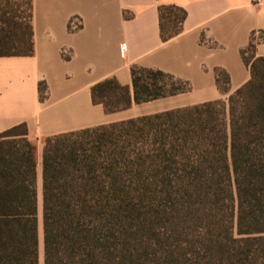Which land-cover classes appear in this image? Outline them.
I'll use <instances>...</instances> for the list:
<instances>
[{
    "label": "trees",
    "instance_id": "16d2710c",
    "mask_svg": "<svg viewBox=\"0 0 264 264\" xmlns=\"http://www.w3.org/2000/svg\"><path fill=\"white\" fill-rule=\"evenodd\" d=\"M187 10L159 6L164 41ZM32 0H0V56L34 53ZM260 39L264 41V30ZM256 31L241 56L250 78L222 98L50 135L42 151L44 264H264V56ZM92 86L107 113L192 89L132 66ZM40 99L48 96L39 83ZM37 144L26 122L0 132V264H40Z\"/></svg>",
    "mask_w": 264,
    "mask_h": 264
},
{
    "label": "crops",
    "instance_id": "0c3cea01",
    "mask_svg": "<svg viewBox=\"0 0 264 264\" xmlns=\"http://www.w3.org/2000/svg\"><path fill=\"white\" fill-rule=\"evenodd\" d=\"M34 53L0 56V132L22 122L42 157L50 135L222 98L216 67L231 91L251 76L241 56L253 31L264 56V0H32ZM184 7L183 31L164 41L159 6ZM157 68L192 89L107 113L91 89L106 78L133 83L132 66ZM48 96L40 99L39 83Z\"/></svg>",
    "mask_w": 264,
    "mask_h": 264
},
{
    "label": "rangeland",
    "instance_id": "374dc122",
    "mask_svg": "<svg viewBox=\"0 0 264 264\" xmlns=\"http://www.w3.org/2000/svg\"><path fill=\"white\" fill-rule=\"evenodd\" d=\"M40 165L38 167V178H37V188H38V201H39V219H40V264H44V250H43V229H42V157L39 161Z\"/></svg>",
    "mask_w": 264,
    "mask_h": 264
}]
</instances>
